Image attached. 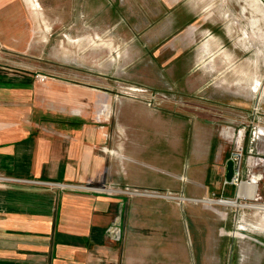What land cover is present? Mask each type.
Masks as SVG:
<instances>
[{
    "label": "crops",
    "instance_id": "crops-1",
    "mask_svg": "<svg viewBox=\"0 0 264 264\" xmlns=\"http://www.w3.org/2000/svg\"><path fill=\"white\" fill-rule=\"evenodd\" d=\"M162 1L166 12L149 29L150 43L156 42L150 58L156 64L150 60L137 64L129 71V83L181 100H204L212 92L215 65L229 59L222 35L208 15L197 12L196 0ZM32 3L0 0V264H129L135 254H149V249L138 245L145 242L144 237L140 241L135 236L162 237L177 230L165 222L149 226L135 220L139 211L147 210V202L136 206L137 211L130 200L128 205L117 196L118 190L129 187L196 198L208 189L204 185L211 177L208 163L213 149L205 137H197L183 178L181 115L153 111L129 99L125 112L129 114V153L122 154L119 124L112 121L117 111L112 103L108 108L102 102L101 92L39 81L38 76L21 72L16 55L29 44L20 26L27 11L34 15L31 9L37 7ZM222 79L217 81L220 87L229 82ZM192 124L199 128L195 121ZM148 128L159 140L154 145L161 148L166 136L172 137L168 155L166 149H159V161L150 162L131 150L146 144ZM224 133L232 137L230 130ZM238 140L242 142L241 133ZM187 177L195 180L190 186ZM176 181H181L178 186ZM245 184L256 187L253 199L242 193ZM257 192L256 181H243L237 196L258 200ZM207 200L198 202L209 208L221 205ZM128 227L129 254H124ZM160 252L163 260L182 255L166 254L165 247Z\"/></svg>",
    "mask_w": 264,
    "mask_h": 264
},
{
    "label": "rangeland",
    "instance_id": "rangeland-1",
    "mask_svg": "<svg viewBox=\"0 0 264 264\" xmlns=\"http://www.w3.org/2000/svg\"><path fill=\"white\" fill-rule=\"evenodd\" d=\"M34 1V15L27 11L20 26L29 44L16 55L21 60V72L41 75L44 79L38 76L39 81L65 82L101 92L102 102L108 108L112 103V110L117 111L112 121L119 124V151L124 155L129 153V114H125L129 99L153 111L181 115L182 177L197 137H205L213 149L208 163L211 177L204 185L208 189L196 198L129 187L118 190L117 196L124 197L128 205L130 200L137 211L136 206L147 202V210L139 211L135 220L149 226L165 222L177 230L162 237L152 233L135 236L140 241L144 237L145 242L138 245L149 249V254H135L129 264H264V210L249 207L264 206V0L194 2L197 12L208 15L222 35L224 54L229 58L215 65L212 92L204 100H181L149 86L129 83V71L137 64L149 60L156 64L150 58L156 42L150 43L149 29L166 12L162 0ZM222 76L229 82L220 87L217 81ZM130 87L141 91L137 96L129 95ZM227 130L231 138L225 136ZM147 132L146 144L131 150L141 152L150 162L159 161V149H166L168 155L172 137L166 136L165 148H161L154 145L159 140L151 128ZM239 151L243 154L240 181H256L258 200L237 197L238 186L225 183L226 161ZM187 178L190 186L195 180ZM180 197L187 200L182 202ZM192 199L230 200L244 207L213 205L211 209ZM127 231L124 254H129V227ZM164 247L166 254H182L180 259H161Z\"/></svg>",
    "mask_w": 264,
    "mask_h": 264
},
{
    "label": "bare ground",
    "instance_id": "bare-ground-1",
    "mask_svg": "<svg viewBox=\"0 0 264 264\" xmlns=\"http://www.w3.org/2000/svg\"><path fill=\"white\" fill-rule=\"evenodd\" d=\"M31 1V0H30ZM33 4V3H32ZM34 5V4H33ZM35 6V5H34ZM35 9V8H34ZM260 83V82H259ZM244 182H246V181H244ZM248 183V182H247ZM242 184H243V181L240 183V185L242 186ZM255 184V183H254ZM239 185V186H240ZM253 186V185H252ZM251 186V187H252ZM250 186H248V185H243V187H242V193L244 194L245 193V195H247L250 199H253L254 197H255V192H256V187L254 186V188H251ZM208 202H213V203H219V204H221V205H229V204H231V205H237V203L236 202H228V201H223V199H220V200H214V199H209V200H207ZM239 206H242V207H244V205H240L239 204ZM249 207H252V208H257V209H260V210H264V206L263 205H250Z\"/></svg>",
    "mask_w": 264,
    "mask_h": 264
},
{
    "label": "built area",
    "instance_id": "built-area-1",
    "mask_svg": "<svg viewBox=\"0 0 264 264\" xmlns=\"http://www.w3.org/2000/svg\"><path fill=\"white\" fill-rule=\"evenodd\" d=\"M39 77H41V79L43 78L41 75H38ZM44 79V78H43ZM141 90L139 91H134V89H130L129 91V95L130 94H135L136 96L138 94H136L137 92H140ZM242 151H239V152H235L233 153L232 157L235 161V166H236V169H235V175H234V178H233V181L232 183L233 184H236L239 188V185L242 181H240V173H241V162H242ZM225 183L227 184V182L225 181Z\"/></svg>",
    "mask_w": 264,
    "mask_h": 264
},
{
    "label": "water",
    "instance_id": "water-1",
    "mask_svg": "<svg viewBox=\"0 0 264 264\" xmlns=\"http://www.w3.org/2000/svg\"><path fill=\"white\" fill-rule=\"evenodd\" d=\"M235 169L236 166L234 159L233 158L228 159L226 162V174H225V180L227 183H232L235 175Z\"/></svg>",
    "mask_w": 264,
    "mask_h": 264
}]
</instances>
